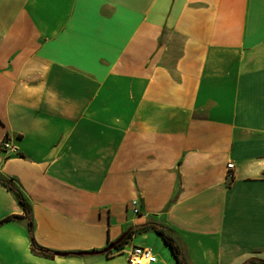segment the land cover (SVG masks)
<instances>
[{
	"label": "crops",
	"instance_id": "obj_1",
	"mask_svg": "<svg viewBox=\"0 0 264 264\" xmlns=\"http://www.w3.org/2000/svg\"><path fill=\"white\" fill-rule=\"evenodd\" d=\"M0 177V264L264 260V0H0Z\"/></svg>",
	"mask_w": 264,
	"mask_h": 264
},
{
	"label": "trees",
	"instance_id": "obj_2",
	"mask_svg": "<svg viewBox=\"0 0 264 264\" xmlns=\"http://www.w3.org/2000/svg\"><path fill=\"white\" fill-rule=\"evenodd\" d=\"M0 183L5 188H7L10 192L13 193V195L17 199V202L23 211L22 216H11V217L7 218L5 221H9L12 219H26L29 222V232L31 235L32 250L35 253L42 255L44 257L53 258L56 255H58V253L51 251V250H48V249H45V248L39 246L35 242V240L33 238V231H32V229H33L32 208H31V205L29 204V202L27 201V199L25 198V196L23 195V193L16 186V184L11 179H6V178H2V177H0ZM148 230L154 231L157 235H159L161 237L164 244L171 251V254H172L173 258L175 259L176 264H187L185 257L183 255V252L181 250V247L178 244V242L176 241V239L172 236V234L168 230H166L165 228L157 227L155 225H146V226L140 227V228L129 229L127 232H125L123 234L124 239L117 245L115 251L122 250L123 245L126 244L134 235H136L138 233L146 232ZM113 251L108 252L107 255L112 254ZM245 264H264V260L253 259V260L246 262Z\"/></svg>",
	"mask_w": 264,
	"mask_h": 264
},
{
	"label": "built area",
	"instance_id": "obj_3",
	"mask_svg": "<svg viewBox=\"0 0 264 264\" xmlns=\"http://www.w3.org/2000/svg\"><path fill=\"white\" fill-rule=\"evenodd\" d=\"M1 151L3 153H13L17 154V148L12 143L11 139L7 136L3 140L1 144ZM234 168V165L232 163L228 164V169L231 170ZM229 179H232V175L228 176ZM138 201L133 200L132 206H133V212L137 214L139 212L138 209ZM114 253H123L127 255V260L129 264H152L157 261V257L151 247L148 246H133L129 248L128 250H120L115 251Z\"/></svg>",
	"mask_w": 264,
	"mask_h": 264
},
{
	"label": "water",
	"instance_id": "obj_4",
	"mask_svg": "<svg viewBox=\"0 0 264 264\" xmlns=\"http://www.w3.org/2000/svg\"><path fill=\"white\" fill-rule=\"evenodd\" d=\"M124 239V235H122L120 238L112 242L107 248H105L102 251H95V252H89L87 254L89 255H102V254H107L110 251L116 250L117 245ZM58 255H65V254H58Z\"/></svg>",
	"mask_w": 264,
	"mask_h": 264
},
{
	"label": "rangeland",
	"instance_id": "obj_5",
	"mask_svg": "<svg viewBox=\"0 0 264 264\" xmlns=\"http://www.w3.org/2000/svg\"><path fill=\"white\" fill-rule=\"evenodd\" d=\"M154 240L158 241V243H161L163 246H164V244H163V241L159 235H156V237H154V239L153 238L151 239V241L149 242V246L152 247L153 250H155L154 252H157L159 249V246H157V242H155ZM162 245H161V247H162Z\"/></svg>",
	"mask_w": 264,
	"mask_h": 264
}]
</instances>
